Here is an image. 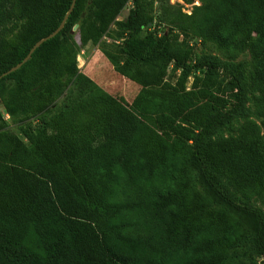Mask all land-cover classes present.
I'll use <instances>...</instances> for the list:
<instances>
[{"label":"trees","instance_id":"16d2710c","mask_svg":"<svg viewBox=\"0 0 264 264\" xmlns=\"http://www.w3.org/2000/svg\"><path fill=\"white\" fill-rule=\"evenodd\" d=\"M71 1L0 0V75ZM198 1L186 14L75 0L0 78V117L18 130L0 126V264H257L234 213L264 256V0ZM193 40L248 58H194ZM87 43L139 86L130 103L79 69ZM247 95L257 120L213 137ZM189 165L227 209L190 184Z\"/></svg>","mask_w":264,"mask_h":264},{"label":"rangeland","instance_id":"374dc122","mask_svg":"<svg viewBox=\"0 0 264 264\" xmlns=\"http://www.w3.org/2000/svg\"><path fill=\"white\" fill-rule=\"evenodd\" d=\"M169 4L173 5L175 8H178L180 6L181 11L186 14H190L192 11L193 5H199L198 0H167ZM153 15L159 14V8L156 6V1L154 2L153 6ZM127 13V10L124 9L121 14L119 15V19L125 16ZM164 29V28H163ZM258 35L255 34L254 38H256ZM181 39V37H179ZM110 44H108V48L114 49L116 46H118L120 39H111L109 40ZM192 43V56L194 58H205V57H216L222 62H237L241 59H247L248 53L245 52L243 54L238 55L234 60H227L224 58V56L215 48H212L207 45H201V43L198 40L191 41ZM99 57L92 59L91 61H85V64L82 63L81 60L77 59L78 67L79 69H84L85 71L95 82L96 84L104 89L105 91L109 92L110 94L124 99L126 103H130L137 91L139 90V86L134 83L133 81L129 80L127 77L121 75L120 73L116 72L112 65L109 63V61L106 59V57L99 52ZM169 73H174L172 70L171 65L168 67ZM178 73V71H177ZM200 72L192 70L186 79V86L187 88L192 83V80L194 76L198 75ZM220 74V73H219ZM218 78L220 81H223L221 75H218ZM13 83V80H8L6 82V86H10ZM223 83H226V80L223 81ZM63 99V96L57 99L55 104L51 107L50 111L55 110L57 106L60 105L61 100ZM245 118H252L257 120V117L253 113L252 103L250 96L247 95L243 104V107L241 110L236 113L231 119H229L224 125H222L216 132L213 134V137H219V136H227L231 132H234L236 127L245 119ZM0 126L12 130L16 133H18V130L16 129L15 125L11 122L8 115H3L0 117ZM188 176H189V182L190 184L195 187L196 189H199L202 194L208 199L209 205L212 207H220L222 209H227L225 205H223L220 202H217L212 199L210 196L205 184L202 182L199 172L194 169L192 166H188ZM221 186H223L224 189H228L226 184L223 182L221 183ZM254 206H257L264 210V208L260 207L257 203H254ZM234 216L242 223V225L245 228V239L243 243L240 245L241 248L246 249L248 252H250L252 255H254L256 259L257 264H264V256L257 254L254 244H253V230L249 224V222L243 217L240 213H234Z\"/></svg>","mask_w":264,"mask_h":264},{"label":"water","instance_id":"95a60500","mask_svg":"<svg viewBox=\"0 0 264 264\" xmlns=\"http://www.w3.org/2000/svg\"><path fill=\"white\" fill-rule=\"evenodd\" d=\"M74 4H75V0H72V1H71V4H70V6H69L68 11L65 13V15H64V17L62 18V20H61V22L59 23V25H58V26H57V27H56V28H55L50 34L46 35L45 37L39 39L36 43H34V45L30 48L29 52H28L27 55L23 58V60H22L21 62L17 63L16 65H14L13 67H11L9 70L3 72V73L0 75V78H1L2 76L7 75L8 73H10V72H12V71L18 69V68L21 66V64H22L23 62H25V61L30 57L31 53L35 50V48H37L42 42L46 41L47 39H49V38L55 36V35H56V34L62 29V27L64 26L65 21H66L68 15L71 13V11H72V9H73V7H74ZM76 27H77V25H75V26L73 27V30H75Z\"/></svg>","mask_w":264,"mask_h":264},{"label":"crops","instance_id":"0c3cea01","mask_svg":"<svg viewBox=\"0 0 264 264\" xmlns=\"http://www.w3.org/2000/svg\"><path fill=\"white\" fill-rule=\"evenodd\" d=\"M99 47L97 45H92L90 43H87L79 52L77 59L81 60L82 63L85 64V61H91L94 58L99 57ZM88 64V63H87ZM84 70V69H83Z\"/></svg>","mask_w":264,"mask_h":264},{"label":"built area","instance_id":"2783aa9c","mask_svg":"<svg viewBox=\"0 0 264 264\" xmlns=\"http://www.w3.org/2000/svg\"><path fill=\"white\" fill-rule=\"evenodd\" d=\"M126 9H128V6L126 7Z\"/></svg>","mask_w":264,"mask_h":264}]
</instances>
